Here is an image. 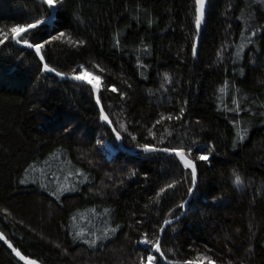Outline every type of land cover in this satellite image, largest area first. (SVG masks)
Wrapping results in <instances>:
<instances>
[{
    "label": "trees",
    "instance_id": "trees-1",
    "mask_svg": "<svg viewBox=\"0 0 264 264\" xmlns=\"http://www.w3.org/2000/svg\"><path fill=\"white\" fill-rule=\"evenodd\" d=\"M49 17L38 0H0V29ZM257 26H264L259 0H208L199 31L194 0H62L50 23L22 33L32 42L66 33L46 46L48 62L69 73L83 64L100 77L101 106L124 149L99 119L90 85L45 78L34 50L14 41L0 46V231L40 264H138L144 255L138 241L146 231L150 238L160 235L159 225L172 218L169 209L179 216L183 209L174 205L193 187L186 211L163 233L167 261L208 256L215 264H264V31L250 37L240 59L234 55ZM117 36L120 47L114 46ZM67 37L86 44L78 50ZM138 57L147 67L137 65ZM181 106L185 116L177 121ZM238 106L244 112L235 111ZM169 113L172 120L156 124ZM180 141L216 146L208 161L190 154L198 168L195 186L190 170L177 168L178 158L136 147H179ZM106 142L113 150H104ZM77 169L86 182L69 175ZM181 174L178 186L155 196ZM112 228L107 239L87 243ZM0 264L24 262L0 241ZM160 264L168 263L160 258Z\"/></svg>",
    "mask_w": 264,
    "mask_h": 264
},
{
    "label": "snow or ice",
    "instance_id": "snow-or-ice-1",
    "mask_svg": "<svg viewBox=\"0 0 264 264\" xmlns=\"http://www.w3.org/2000/svg\"><path fill=\"white\" fill-rule=\"evenodd\" d=\"M261 4H264V0H259ZM42 3L47 6L49 10L56 9L60 6H62V0H42ZM206 5L207 0H194V25L197 31L200 30L203 21L205 20L206 16ZM231 7V5H229ZM249 19H253V12L248 13ZM241 17H237V19H240ZM45 18H38L34 19L31 23H20L13 25L8 30L0 29V46L6 45L9 41H14L18 45H24L28 49L34 50L35 56L38 57L37 62V70L39 73L43 74L45 78H47V74H55L56 77L60 78H66L68 76H71V78L75 81H83L85 79L84 74H78L80 72L81 68H84V65L81 64L79 68L74 69L71 73L61 71L58 69V67L53 66L51 63H49V57L46 56L45 48L48 45H52L57 41H60L62 38L66 37V33L63 31L56 32L55 34L49 33L47 36V39H41L40 42H32L28 39H24L22 33L26 32L28 30H38L43 24H44ZM149 24L152 23L151 20L148 21ZM258 31H264V26H257L255 28H252L249 37L245 38V43L237 45V50L234 53V55L237 57V59L241 58V54L245 51L246 45L252 44V39L250 37H255L256 33ZM241 36H244V32L242 31ZM67 42L72 45L73 47H76L78 50L81 46H84L86 44V41L84 39H73L72 37H67ZM115 47L121 46V40L117 36L115 39ZM146 47V46H145ZM192 52L193 55L198 54V43L196 40L193 41L192 45ZM218 56H220V53H217ZM223 57H221L222 59ZM42 65V66H41ZM137 65L142 67H147L146 64H143L142 60L138 57L137 58ZM97 68H100V65H96ZM103 71V69H100ZM235 71V69H233ZM241 74H244V69H240ZM165 82H171L169 75L167 72L164 73ZM100 79L99 76H93L92 79L88 80L87 83L91 85L92 92L96 94V104L101 105V96L99 94L100 89L98 84L95 81H98ZM127 83V81H125ZM227 81H225V87L220 88V92L224 93L226 91ZM129 88H131V85H128ZM161 88L164 87V84L162 83L160 85ZM111 91L116 93L119 92V95L122 97H126V92L119 91L115 86H112ZM239 91V89H237ZM232 103H237L236 100H233ZM235 111L237 112H244V109L242 106H238ZM185 116V108L183 106L180 107L179 113L175 116V119L177 121L183 120ZM99 119L102 121H105L108 124H112L113 122L110 120L109 115L106 113L105 108L101 106L99 108ZM173 115L172 113H169L167 116L161 115L160 118L156 121V124H159L162 120H172ZM186 123V120L184 121ZM234 123H238V121L234 120ZM120 129L125 128L124 124H119ZM149 133L153 136H155V133L153 132L152 128L148 129ZM112 132L115 133L116 140H122L121 132L117 130L116 127L112 128ZM246 132V129H241L237 135L240 137L241 140L244 139V133ZM131 135V133H129ZM133 140H136L135 136H132ZM98 144L104 143L102 140H97ZM196 141H193V144H196ZM179 147L172 146V144H167L163 146H158L157 144L145 142V143H137L136 147L140 150H142L145 154H156V153H164L167 154L169 157H175L178 158L177 162V168H179L181 165L184 169L190 170L191 173V180L193 182H196L198 180V168L197 164L194 162L193 159L189 158L190 154L193 152H198L199 154L196 156L197 160L200 161H208L209 155L215 151L216 146L212 145L211 147L205 146L204 148L193 147L190 145H185L184 141H180ZM69 175H76L77 177L83 175L80 169H77L75 173H69ZM132 176H135L136 173L132 172ZM145 177L147 178V173H144ZM89 179L87 175H83V180L80 182H86ZM184 179L183 174H181V177L179 180L172 179L170 183H164L163 186H160L158 188V191L155 192L156 197H162V194L167 195V191L169 189H172L176 186H178ZM21 182H24L23 180ZM123 181H121L122 183ZM235 183L241 184L242 180L239 175H235ZM64 190H69L67 188V185L62 186ZM75 186H73L74 189ZM189 192L192 191L191 188L188 190ZM55 194V193H54ZM174 208L176 211H179L180 209H184L185 205L183 201L179 206H175ZM107 211V210H106ZM169 213H172V219H165L162 225H159L160 228V235H155L154 238H150V233L145 232L143 237L138 241L139 244L144 246V255L138 256V264H160V258H163L165 261L168 260V257L165 253V251L162 250V241H163V233L165 231L166 226L170 225L172 223V220L178 221V217L175 216L173 213V209H169ZM119 225H117V228ZM155 227V225L153 226ZM116 232V228L112 229H105L104 234L102 237H97L96 239H89L87 243L89 245L96 244L97 239H107L109 236L114 234ZM78 238L83 239V236L81 233L76 234ZM0 241L5 243L7 247L11 250L12 253L15 254V257L18 258L19 261L24 262V264H38V261L35 259H31L28 255L22 254L20 248L14 246L11 239H9L6 234L3 231H0ZM155 253H159V257L153 254V251ZM170 252L171 249H168ZM202 262H206V264H215L214 260L211 257L208 256H201L194 260H185L184 264H202ZM169 264H176V262L172 261L169 262Z\"/></svg>",
    "mask_w": 264,
    "mask_h": 264
},
{
    "label": "water",
    "instance_id": "water-1",
    "mask_svg": "<svg viewBox=\"0 0 264 264\" xmlns=\"http://www.w3.org/2000/svg\"><path fill=\"white\" fill-rule=\"evenodd\" d=\"M38 1H40V2H42V0H38ZM207 3H208V0H207ZM206 10H207V5H206ZM54 19V9H51L50 10V17L49 18H46V19H44V24L45 23H50L52 20ZM24 33V32H23ZM16 44V43H15ZM16 45H18V44H16ZM19 46H24V45H19ZM53 75H55V74H53ZM60 78V77H59ZM62 79H66V80H71V81H75V80H73L72 78H71V76H68V77H66V78H62ZM76 82H80V83H83V84H88L87 83V81L86 80H83V81H76ZM88 85H90V84H88ZM91 86V85H90ZM93 96H94V100H95V102H96V94H94L93 93ZM98 106V108H100L101 107V105H97ZM105 122V121H104ZM105 124L112 130V128H113V126H112V124H108V123H106L105 122ZM118 141V140H117ZM118 144H119V146L121 147V148H123V146H122V140H119L118 141ZM124 149V148H123ZM195 184H196V182H193V186H195ZM192 189H193V187H192ZM192 192V191H191ZM191 192L189 193V196H188V199L184 202V205H185V208L182 210V212H181V214L179 215V216H177L178 218H180L183 214H184V212L186 211V205H187V202H188V200H189V198H190V195H191ZM172 219V218H171ZM171 219H169V220H171ZM174 221H176V220H172V222H174ZM161 234V233H160ZM159 254V253H158ZM163 259V258H162ZM164 260V259H163ZM165 261V260H164ZM168 264H169V262H172V261H166ZM174 262H176V264H184V262H179V261H174ZM202 264H204V263H202Z\"/></svg>",
    "mask_w": 264,
    "mask_h": 264
},
{
    "label": "rangeland",
    "instance_id": "rangeland-1",
    "mask_svg": "<svg viewBox=\"0 0 264 264\" xmlns=\"http://www.w3.org/2000/svg\"><path fill=\"white\" fill-rule=\"evenodd\" d=\"M80 66V65H79ZM79 66H78V68H79ZM84 72H86V73H91V74H93V75H95V76H98V75H96V74H94V73H92V72H90V71H88L87 69H85V67L84 68H81L80 69V72L78 73V74H83ZM85 80V79H84ZM87 81V80H86ZM99 84H100V79H99ZM99 84H98V86H99ZM104 150L107 152H109V151H111V150H113V145H112V143L111 142H106L105 144H104ZM38 264H40V263H38Z\"/></svg>",
    "mask_w": 264,
    "mask_h": 264
},
{
    "label": "bare ground",
    "instance_id": "bare-ground-1",
    "mask_svg": "<svg viewBox=\"0 0 264 264\" xmlns=\"http://www.w3.org/2000/svg\"><path fill=\"white\" fill-rule=\"evenodd\" d=\"M84 75H85V80H90V79H92L93 78V76H95V75H93V74H91V73H86V72H84L83 73ZM97 84H99V80L98 81H95Z\"/></svg>",
    "mask_w": 264,
    "mask_h": 264
}]
</instances>
